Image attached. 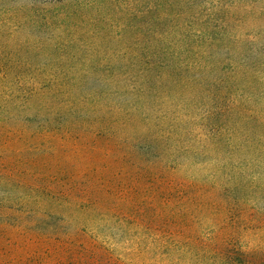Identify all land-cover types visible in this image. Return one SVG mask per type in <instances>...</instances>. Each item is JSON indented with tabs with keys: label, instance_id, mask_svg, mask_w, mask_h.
I'll return each mask as SVG.
<instances>
[{
	"label": "rangeland",
	"instance_id": "1",
	"mask_svg": "<svg viewBox=\"0 0 264 264\" xmlns=\"http://www.w3.org/2000/svg\"><path fill=\"white\" fill-rule=\"evenodd\" d=\"M173 4L0 0V84L131 82L134 53L172 39ZM242 16L237 33L264 45V19ZM185 100H158V113L188 111ZM19 108L0 99V264H264V131L252 123L229 118L240 134L215 162L177 153L170 179L145 177L141 158L113 141L66 138L52 128L57 117ZM204 109L186 128L206 147ZM63 169L82 173L70 199ZM112 177L103 190L100 179Z\"/></svg>",
	"mask_w": 264,
	"mask_h": 264
},
{
	"label": "trees",
	"instance_id": "2",
	"mask_svg": "<svg viewBox=\"0 0 264 264\" xmlns=\"http://www.w3.org/2000/svg\"><path fill=\"white\" fill-rule=\"evenodd\" d=\"M223 1L174 0L172 39L165 33L156 45L134 53L132 67L137 68L126 73L131 82L0 84V99L11 112L18 110V100H24L26 105L19 110H41L50 123L57 117L58 127L52 128L66 138L113 141L122 154L130 155L127 158H141L147 165L142 167L145 177L179 176L180 165L175 166L173 159L179 152L188 157L186 162L191 154L213 153L215 162L222 148L240 134L234 123L231 127L230 117L264 131V69H258L264 63V45L256 46L257 34L237 33L245 25L242 14L248 15L249 24L264 19V0ZM168 14L165 10V23ZM239 15L241 26L233 24ZM185 98L188 111L158 113V100L180 106L176 100ZM202 108L207 129L203 139L210 144L206 147L198 143L199 136L191 139V129L186 128L194 126L192 112ZM63 170L62 196L70 199L82 173ZM110 179H100L103 190H109Z\"/></svg>",
	"mask_w": 264,
	"mask_h": 264
}]
</instances>
